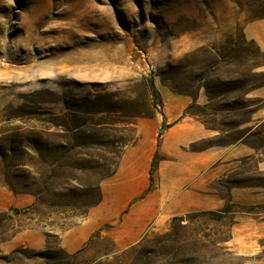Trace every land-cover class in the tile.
<instances>
[{
    "label": "rangeland",
    "instance_id": "374dc122",
    "mask_svg": "<svg viewBox=\"0 0 264 264\" xmlns=\"http://www.w3.org/2000/svg\"><path fill=\"white\" fill-rule=\"evenodd\" d=\"M262 20L264 0H0V189L35 200L0 234L80 223L138 138L137 119L160 110L157 89L206 94L187 112L221 134L192 150L240 139L264 105L246 97L264 85V51L245 34ZM244 141L264 153V124ZM242 164L229 183L264 188V173ZM259 222L264 205L226 203L124 250L95 237L74 256L20 248L3 262L264 264Z\"/></svg>",
    "mask_w": 264,
    "mask_h": 264
},
{
    "label": "crops",
    "instance_id": "0c3cea01",
    "mask_svg": "<svg viewBox=\"0 0 264 264\" xmlns=\"http://www.w3.org/2000/svg\"><path fill=\"white\" fill-rule=\"evenodd\" d=\"M245 34L264 51V20L248 25ZM157 92L160 110L137 119L138 138L124 150L114 173L102 180L100 199L88 208L85 218L67 229L20 227L0 234V257L9 259L20 248L36 252L57 249L74 256L95 237L106 238L116 250H124L173 218L215 212L226 203L264 205L262 186L228 181V177L242 175L244 162H253L254 170L264 173V153L244 141L253 128L264 124V105L249 113L242 128L246 132L234 143L192 150L221 134L200 116L187 112L192 105H206V94L201 89L195 97L167 89ZM246 97L264 102V85ZM34 202L31 195L0 189V221L14 218ZM263 225L259 222L256 227L263 229Z\"/></svg>",
    "mask_w": 264,
    "mask_h": 264
},
{
    "label": "trees",
    "instance_id": "16d2710c",
    "mask_svg": "<svg viewBox=\"0 0 264 264\" xmlns=\"http://www.w3.org/2000/svg\"><path fill=\"white\" fill-rule=\"evenodd\" d=\"M0 261H6V258L5 257H1Z\"/></svg>",
    "mask_w": 264,
    "mask_h": 264
}]
</instances>
